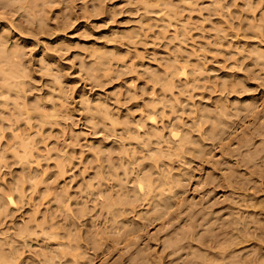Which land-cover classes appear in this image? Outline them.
<instances>
[{
  "label": "rangeland",
  "instance_id": "rangeland-1",
  "mask_svg": "<svg viewBox=\"0 0 264 264\" xmlns=\"http://www.w3.org/2000/svg\"><path fill=\"white\" fill-rule=\"evenodd\" d=\"M7 1L0 264H264V0Z\"/></svg>",
  "mask_w": 264,
  "mask_h": 264
},
{
  "label": "bare ground",
  "instance_id": "bare-ground-1",
  "mask_svg": "<svg viewBox=\"0 0 264 264\" xmlns=\"http://www.w3.org/2000/svg\"><path fill=\"white\" fill-rule=\"evenodd\" d=\"M8 1H9V0H8ZM8 1H7V3H8ZM11 1H12V0H11ZM9 2H10V1H9ZM20 7H21V6H20ZM8 57H9V56H8ZM2 68H3V67H2ZM4 69H5V68H4ZM183 70H184V69H183ZM183 70H182V68H181L180 72L178 71L177 74L181 73L182 76H183V75L186 76V74H185L186 71H183ZM8 71H9V70H8ZM2 72H3V70H2ZM184 72H185V73H184ZM6 73H7V71H6ZM6 73H5V74H6ZM10 73L12 74L11 71H9V73H7V74L9 75ZM3 76H4V75H3ZM5 76H6V75H5ZM185 76H183V77H185ZM16 77H17V76H16ZM5 79H7V77H6V78H5V77L3 78V80H5ZM8 79H9V78H8ZM5 82H6V80H5ZM5 84H7V82H6ZM0 86H1V85H0ZM5 86H6V88H7L8 86L11 87V86L9 85V83H8V85H5ZM5 86H4V87H5ZM4 87H3V89H1V88H0V89L4 91ZM12 87H13V86H12ZM16 87L19 88V86H17V85H16ZM16 87H15V88H16ZM20 87H21V85H20ZM13 88H14V87H13ZM15 88H14V89H11V90H15ZM9 89H10V88L7 89L8 92H10ZM20 89H21V88H20ZM3 91H2V92H3ZM20 91H22V90H20ZM6 92H7V91H6ZM8 92H7V93H8ZM252 109H253V108H252ZM253 110H254V109H253ZM253 110H252V111H253ZM254 111H255V110H254ZM256 115H257V111H256V114H255V112H254V116H255V117H256ZM252 116H253V114H252ZM254 116H253V119H254V120H252L253 122L255 121ZM151 119L154 121L153 118H150V120H151ZM150 120H149V121H150ZM152 120H151V121H152ZM153 121H152V122H153ZM255 122H256V121H255ZM255 122H254V123H255ZM254 125H256V126H254V127H256V129L258 130V128H259V124L257 125V123H256V124H254ZM262 125H263V124H262ZM260 126H261V125H260ZM262 127H263V126H262ZM260 128H261V127H260ZM256 129H254V130H256ZM263 129H264V128H263ZM257 130L254 131L255 133H252V135L254 134V135L252 136L253 138L251 137V141H252V143H253V140H255L256 138H258V136L260 137V135H261V134H259V133L256 134ZM263 133H264V131H263ZM263 133H262V134H263ZM255 134H256V135H255ZM170 136H171L173 139H176V138H178L179 135H178V133H177L176 131H175V132L172 131V132H170ZM262 137H263V135H262ZM260 140H261V139H260ZM258 141H259V140H258ZM259 143H262V140L259 141ZM263 143H264V140H263ZM263 143H262V144H263ZM250 144H251V143H250ZM251 145H252V144H251ZM258 145H260V144H257V145H254V146L256 147V146H258ZM262 147L264 148V146H262ZM263 148H260V149L255 148V149H254L255 154H254V152H253L252 154H253V155H256V156H254V158H253V160H254L255 162L258 161V160L260 159V155H261L262 152L264 151ZM258 151H262V152H259L260 154H257ZM255 164H256V163H255ZM255 164H254V165H255ZM253 172L255 173L254 170H253ZM255 174H257V173H255ZM259 176H260V175H259ZM142 181L144 182L145 180L142 179ZM142 181L138 179L137 184H136V186H137V190H138L139 192H142L141 195H142L143 193L145 194V192H143V189L146 188V187H144V186H145V185L148 186V184L150 185V183L148 182L149 180H148V181L146 180L144 183H143ZM146 182H147V183H146ZM145 183H146V184H145ZM143 184H145V185H143ZM148 187H150V186H148ZM148 187H147V188H148ZM147 188H146V189H147ZM149 189L151 190V188H148V190H149ZM150 190H149V191H150ZM144 194H143V195H144ZM147 194H148V193H147ZM143 195H142V196H143ZM5 200H6V202H7L8 205H12V206H14V205L16 204L15 201H14V199H13V197H12V195H11V193H9V192H8V193L5 192ZM111 212H112V211H111ZM112 216H114V214H112ZM98 234H99V232H98ZM99 235H100V234H99ZM99 235H96V237L99 236ZM67 236H68V235H67ZM100 237H101V236H100ZM68 238H69V237H68ZM97 239L101 241V239H99L98 237H97ZM97 239H95V240H97ZM102 239H103V236H102ZM67 240H68V242H69V239H67ZM67 240H66V241H67ZM97 242H98V241H97ZM62 251H63V250H62ZM62 251H60L59 254H61ZM66 252H67V251H66ZM63 254H64V252H63ZM70 254H71V253H70ZM71 256H72V259H74L75 256H74L73 254H71ZM71 261H72V260H71Z\"/></svg>",
  "mask_w": 264,
  "mask_h": 264
}]
</instances>
